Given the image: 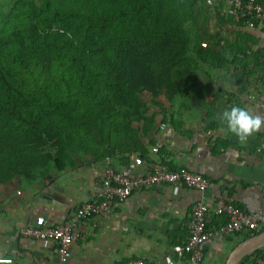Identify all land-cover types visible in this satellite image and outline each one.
I'll use <instances>...</instances> for the list:
<instances>
[{
	"label": "trees",
	"instance_id": "obj_1",
	"mask_svg": "<svg viewBox=\"0 0 264 264\" xmlns=\"http://www.w3.org/2000/svg\"><path fill=\"white\" fill-rule=\"evenodd\" d=\"M193 10L190 0H14L0 10V187L48 176L35 170L48 168L44 158L62 171L86 157L145 155L159 101L190 95L199 61L227 62L199 36L190 56ZM220 24L242 25L229 15ZM82 99L90 110H77Z\"/></svg>",
	"mask_w": 264,
	"mask_h": 264
},
{
	"label": "crops",
	"instance_id": "obj_2",
	"mask_svg": "<svg viewBox=\"0 0 264 264\" xmlns=\"http://www.w3.org/2000/svg\"><path fill=\"white\" fill-rule=\"evenodd\" d=\"M229 5V0H211L212 10L204 17L215 15L222 21ZM222 30L227 34L219 38L218 48L227 62L200 67L210 73L199 75L195 96L159 101L161 106L152 111L157 112L156 127L142 139L145 155L131 151L111 159L116 169L130 177L161 166L186 169L209 181L207 191L158 185L134 192L111 212L80 223L74 230L72 255L62 263L55 241L25 237L21 231L40 217L53 227L69 221L95 197L105 175V160L86 157L46 177L19 178L0 188V258H11L13 264H129L142 258L146 264H189V257L177 255L174 247L187 241L190 217L202 201L209 208V231L228 221L215 213L219 200L245 213L260 214L259 233L264 231V130L241 145L218 119L234 104L264 115V25L247 22ZM235 56L243 61L234 63ZM248 236L252 237L235 233L206 241L201 264H226ZM260 250L243 260L264 264V248Z\"/></svg>",
	"mask_w": 264,
	"mask_h": 264
},
{
	"label": "built area",
	"instance_id": "obj_3",
	"mask_svg": "<svg viewBox=\"0 0 264 264\" xmlns=\"http://www.w3.org/2000/svg\"><path fill=\"white\" fill-rule=\"evenodd\" d=\"M229 1L227 15L232 17L236 24L256 22L264 25V0ZM164 128L165 126L161 125V129ZM105 162V175L95 197L84 202L72 214L69 221L53 227L47 224L45 218L40 217L37 218L34 225L23 229L21 234L29 238L55 241L57 244L56 253L60 261L65 263L72 255L75 228L85 220L111 212L118 203L128 199L134 192L158 185H170L183 186L204 194L210 186L205 177L186 169L173 171L166 166H161L155 172L130 177L116 169L111 159H106ZM208 212V205L204 201L196 205L188 223L187 241L174 247V252L177 255L189 257V264L202 263L204 259L202 247L208 240L235 233H247L254 236L260 232V214L245 213L224 200L218 201L215 213L218 216H226L228 221L219 228L209 231L207 230ZM129 264H146V261L142 258ZM239 264H248V262L242 260ZM249 264L259 263L250 262Z\"/></svg>",
	"mask_w": 264,
	"mask_h": 264
},
{
	"label": "rangeland",
	"instance_id": "obj_4",
	"mask_svg": "<svg viewBox=\"0 0 264 264\" xmlns=\"http://www.w3.org/2000/svg\"><path fill=\"white\" fill-rule=\"evenodd\" d=\"M180 1V0H179ZM191 2H194V10H193V16L191 18H187V20L184 21V29L187 33L188 36V40H189V54L191 57H196V47H198V36L201 38V43L203 44L204 47L211 49L213 47V45H220L221 40L219 38H224L225 39V35L223 34H227L224 30L226 27H222L219 19L214 15V16H207L204 17V12L209 13L210 10H212V8L209 7V0H190ZM14 4V0H0V10H3L5 12H8L9 8ZM198 5H204L203 7L201 6V14L198 15ZM220 12V10L217 12V14ZM221 13H222V9H221ZM219 13V14H221ZM226 16V14H222V16ZM200 19V20H199ZM228 27V26H227ZM222 28V29H221ZM222 31V32H221ZM231 34V33H229ZM220 35L222 37H220ZM227 38V36H226ZM228 40V39H227ZM218 42H220L218 44ZM197 44V46H195ZM199 65L197 67L198 73L199 75H207V73L209 74L210 72H206L205 68L204 71L200 70L201 66H204L206 64L202 63V62H198ZM209 65V64H207ZM198 88H196L195 90H193L190 94L193 93V95L195 96V94H197ZM144 97H147V94L143 95ZM188 97V96H185ZM191 98V97H190ZM187 100V99H186ZM184 100V101H186ZM78 107L77 110L80 112H86L88 110H90L91 108H89V102L88 99H82L79 101L78 103ZM75 138L77 140H82L84 142H90L89 138L84 135L83 133H76L74 134ZM43 162L47 164L48 168H46L45 166L40 165V167L35 168V170L37 171V175L40 176V172H42V174H44V170H48V174H50L54 169H52V166H54V163L49 160L48 158H44L42 159ZM53 164V165H52ZM36 177V176H35ZM33 177V178H35ZM38 177V176H37ZM41 177V176H40ZM22 180H33L32 178H22ZM2 188V187H0Z\"/></svg>",
	"mask_w": 264,
	"mask_h": 264
},
{
	"label": "clouds",
	"instance_id": "obj_5",
	"mask_svg": "<svg viewBox=\"0 0 264 264\" xmlns=\"http://www.w3.org/2000/svg\"><path fill=\"white\" fill-rule=\"evenodd\" d=\"M218 119L241 145H246L250 137L264 130V115L254 114L249 109L235 104L224 109ZM0 264H13V261L11 258H0Z\"/></svg>",
	"mask_w": 264,
	"mask_h": 264
},
{
	"label": "water",
	"instance_id": "obj_6",
	"mask_svg": "<svg viewBox=\"0 0 264 264\" xmlns=\"http://www.w3.org/2000/svg\"><path fill=\"white\" fill-rule=\"evenodd\" d=\"M264 248V231L240 243L229 256L226 264H239L245 257Z\"/></svg>",
	"mask_w": 264,
	"mask_h": 264
}]
</instances>
